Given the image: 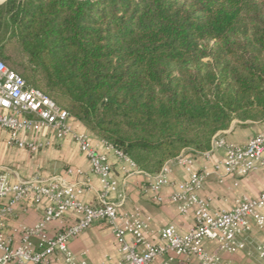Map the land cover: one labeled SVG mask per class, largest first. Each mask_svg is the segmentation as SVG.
Instances as JSON below:
<instances>
[{"label": "trees", "instance_id": "1", "mask_svg": "<svg viewBox=\"0 0 264 264\" xmlns=\"http://www.w3.org/2000/svg\"><path fill=\"white\" fill-rule=\"evenodd\" d=\"M0 61L154 175L264 120V0H4Z\"/></svg>", "mask_w": 264, "mask_h": 264}, {"label": "built area", "instance_id": "2", "mask_svg": "<svg viewBox=\"0 0 264 264\" xmlns=\"http://www.w3.org/2000/svg\"><path fill=\"white\" fill-rule=\"evenodd\" d=\"M71 120L65 109L30 87L0 61V129L8 133L6 144L34 153L52 145L50 134L58 139L70 137L86 156L90 173L97 176L100 185L95 190L97 206L93 207L81 199L92 185L80 168L68 167L65 175L35 173L25 179L17 177L13 182L10 176L15 173L0 165V199L4 200L0 203V264H51L60 257L65 264H89L72 252L69 242L96 221H103L111 230L117 244V264H220L223 253L247 250L250 255L248 238L252 228L264 234V192L255 198L237 197L231 208L214 211L198 195L211 172L206 168L194 170L193 154L180 153L150 175L149 189L154 193L153 199L161 202L159 192L170 186V202L180 215L192 214V226L183 233L172 224L152 230L149 216L142 217L138 210H120L127 199L125 180L119 182L113 176L108 153L127 164L121 167L125 177L142 171L103 141L100 142L105 152L98 151L89 135L77 131ZM27 134L36 137L29 139ZM220 148L224 156L214 172L221 169L224 175L232 177L264 172V133L255 134L244 144H234L217 132L211 138L210 148L202 153L209 155ZM175 164L182 166L188 176L178 183L169 178ZM72 176L76 179L70 180ZM19 204L29 208L44 206L35 224H21L13 230L19 235L14 244V234H6L4 229ZM25 206L24 210L28 208ZM67 213H75L78 218L50 235L49 225ZM206 241L215 242L213 250L205 249ZM253 248L256 264H264V240Z\"/></svg>", "mask_w": 264, "mask_h": 264}, {"label": "crops", "instance_id": "3", "mask_svg": "<svg viewBox=\"0 0 264 264\" xmlns=\"http://www.w3.org/2000/svg\"><path fill=\"white\" fill-rule=\"evenodd\" d=\"M4 0L0 1V4ZM73 127L80 132H86L93 145L100 152H105L100 140L90 135L86 129L77 121L71 120ZM220 135L230 143L244 144L251 137L258 133H264V120L262 121H240L233 120L229 127L219 131ZM44 133L37 136L41 137ZM36 134H27L26 137L33 139ZM8 133L0 129V165L8 167L15 174L10 176L14 182L16 178H29L35 173L43 175L63 174L68 167H76L86 173L92 189L88 190L81 199L90 206L96 207L97 201L95 190L100 188L97 176L90 173V165L86 156L79 150L77 144L70 138L58 139L52 134L49 135L52 145L37 152H29L6 144ZM189 154V153H186ZM192 168L196 171L206 168L211 173L205 179L203 186L198 191V195L207 201L214 211L229 209L233 206L237 197L245 196L255 198L264 192V172L256 171L242 177H232L223 174L221 169L215 171V166L219 164L224 156V150L218 149L209 155L203 153L193 154ZM108 159L112 166L113 176L121 182L125 180L123 189L127 199L121 206L122 212H133L138 210L142 217L149 216V228L152 230L163 228L167 225H174L179 232H186L192 226V214L180 215L174 205L170 202L172 188L163 187L159 192L161 202L153 199L154 193L149 189L151 176L145 172H132L125 177L121 167L127 164L119 162L112 154L108 153ZM125 177V178H124ZM184 168L174 165L169 178L172 182L178 183L187 179ZM76 179L75 176L70 180ZM114 197V196H112ZM4 200L0 199V203ZM24 204L16 206L14 214L7 220L4 232L14 234V244L18 243L19 235L13 232L19 225H33L42 216L43 204L39 207H28L24 210ZM78 218L75 213H67L61 220L52 222L48 227L50 235L55 234L62 228L72 223ZM250 255L247 250L238 251L233 254L223 253L221 263L230 262L232 264H256L258 262L253 246L264 240V234L253 227L249 234ZM205 249L211 251L215 247V242L206 241ZM69 247L79 258H84L89 264H117L118 252L117 244L110 228L103 221L94 222L89 228L75 236ZM16 264V263H11ZM51 264H65L63 259H53Z\"/></svg>", "mask_w": 264, "mask_h": 264}, {"label": "rangeland", "instance_id": "4", "mask_svg": "<svg viewBox=\"0 0 264 264\" xmlns=\"http://www.w3.org/2000/svg\"><path fill=\"white\" fill-rule=\"evenodd\" d=\"M0 1H1V0H0ZM15 57H16V58H15L16 60H24V59H25V57H24L23 55H21V54L18 55V57H17V54H16ZM24 63H25V62H24ZM25 64H26V63H25ZM189 154H192V153H189ZM196 154H197V153H196Z\"/></svg>", "mask_w": 264, "mask_h": 264}]
</instances>
